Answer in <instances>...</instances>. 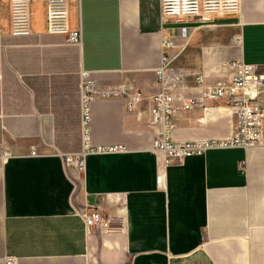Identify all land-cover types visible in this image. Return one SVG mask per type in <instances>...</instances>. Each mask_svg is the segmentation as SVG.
I'll return each instance as SVG.
<instances>
[{"label": "crops", "instance_id": "obj_1", "mask_svg": "<svg viewBox=\"0 0 264 264\" xmlns=\"http://www.w3.org/2000/svg\"><path fill=\"white\" fill-rule=\"evenodd\" d=\"M239 2L209 23L169 19L161 0H70L75 45L48 32L45 0L31 2L25 35L0 0V264H264V143L173 162L152 150L167 55L183 75L173 139L235 135L230 97L206 93L233 85L237 60L264 72V0ZM83 72L97 88L92 143L125 150L88 155L79 170L64 154L83 147ZM257 98L264 108V87ZM81 209L100 216L88 231Z\"/></svg>", "mask_w": 264, "mask_h": 264}, {"label": "built area", "instance_id": "obj_2", "mask_svg": "<svg viewBox=\"0 0 264 264\" xmlns=\"http://www.w3.org/2000/svg\"><path fill=\"white\" fill-rule=\"evenodd\" d=\"M33 0H10L11 9V32L14 35H25L31 32ZM48 8L47 24L48 32L51 34H64L71 44L82 45V27L72 29L70 24L71 8L70 0H45ZM163 16L172 19H183L188 17L198 18L203 22L213 23L216 16L224 14H236L239 10V0H161ZM180 35L186 37V27H182ZM239 38V37H238ZM169 42L165 41V47ZM238 67L234 76L233 85L228 89L222 86L217 89H210L206 93L208 99H218L222 96H229L230 105L233 112L238 116L235 126V135L224 140H208L207 142L185 141L179 142L173 139V116L177 110L174 104V91L182 81L181 72L170 65L169 55L164 57V62L157 68L156 75L160 85V90L153 97L154 105L151 108L152 125L156 127L157 136L153 141L152 150L161 154L167 162L183 161L200 154L208 148H229V147H249L256 143H264V108L259 103L258 90L264 87V72L259 71L256 64H248L242 60L233 63ZM82 136L83 147L79 152L64 154L65 163L76 169H83L86 158L91 154H104L122 152L125 147L120 144L101 145L93 144L91 140V109L90 100L97 92L95 81L89 78L87 72H83L82 77ZM139 95H134L129 100V106L135 108ZM204 102L199 99L198 103ZM193 102L187 103L189 108ZM88 231L97 225L100 218L95 211L81 209ZM6 264H13L12 259H8Z\"/></svg>", "mask_w": 264, "mask_h": 264}]
</instances>
